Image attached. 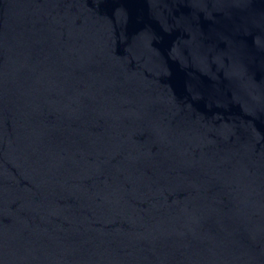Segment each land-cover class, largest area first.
Segmentation results:
<instances>
[{"label":"water","instance_id":"obj_1","mask_svg":"<svg viewBox=\"0 0 264 264\" xmlns=\"http://www.w3.org/2000/svg\"><path fill=\"white\" fill-rule=\"evenodd\" d=\"M0 264H264V0H0Z\"/></svg>","mask_w":264,"mask_h":264}]
</instances>
